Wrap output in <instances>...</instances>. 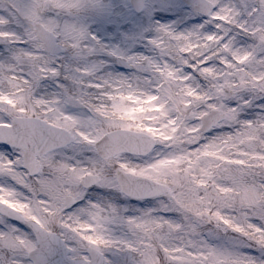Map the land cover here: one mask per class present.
<instances>
[{
	"label": "snow or ice",
	"instance_id": "6c2138e0",
	"mask_svg": "<svg viewBox=\"0 0 264 264\" xmlns=\"http://www.w3.org/2000/svg\"><path fill=\"white\" fill-rule=\"evenodd\" d=\"M0 264H264V0H0Z\"/></svg>",
	"mask_w": 264,
	"mask_h": 264
},
{
	"label": "rangeland",
	"instance_id": "374dc122",
	"mask_svg": "<svg viewBox=\"0 0 264 264\" xmlns=\"http://www.w3.org/2000/svg\"><path fill=\"white\" fill-rule=\"evenodd\" d=\"M159 15H161V16H170L171 13H169V12H161ZM104 39H105V40H109V39H111V37L105 35V36H104Z\"/></svg>",
	"mask_w": 264,
	"mask_h": 264
}]
</instances>
